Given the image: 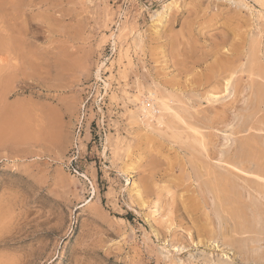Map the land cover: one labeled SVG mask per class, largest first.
I'll return each mask as SVG.
<instances>
[{
  "label": "rangeland",
  "instance_id": "374dc122",
  "mask_svg": "<svg viewBox=\"0 0 264 264\" xmlns=\"http://www.w3.org/2000/svg\"><path fill=\"white\" fill-rule=\"evenodd\" d=\"M262 53L264 0H0V264H264L206 174L250 200ZM148 87L204 147L131 117Z\"/></svg>",
  "mask_w": 264,
  "mask_h": 264
},
{
  "label": "bare ground",
  "instance_id": "6f19581e",
  "mask_svg": "<svg viewBox=\"0 0 264 264\" xmlns=\"http://www.w3.org/2000/svg\"><path fill=\"white\" fill-rule=\"evenodd\" d=\"M246 6V4H245ZM248 6V4H247ZM261 17V16H260ZM255 40V39H254ZM116 41V40H115ZM259 41V40H258ZM118 42V41H117ZM254 43V41H252ZM122 43V42H121ZM257 43V42H255ZM117 44V43H116ZM260 44V43H259ZM258 44V45H259ZM122 46V45H121ZM128 46V44H127ZM254 46V44L252 45ZM257 46V45H256ZM135 47V46H134ZM259 47V46H258ZM257 47V48H258ZM253 47H251L252 49ZM255 48V49H257ZM124 49V48H123ZM129 49V48H128ZM262 49V48H261ZM120 50V49H119ZM250 51V50H249ZM253 53V50H251ZM255 51V50H254ZM258 51V50H256ZM122 52V51H121ZM125 52V51H124ZM123 52V57L124 53ZM129 52V51H128ZM127 52V54H128ZM251 53V54H252ZM126 54V57H128ZM249 54V55H251ZM263 54V53H262ZM264 55V54H263ZM6 56V54H5ZM121 56V55H120ZM122 57V56H121ZM5 57L0 56V60H3ZM6 59H9L6 57ZM13 59V58H12ZM121 59V58H120ZM4 61V60H3ZM6 63H10L9 61L5 60ZM4 61V63H5ZM2 62V61H0ZM14 63V62H13ZM264 64V63H262ZM16 65V64H15ZM6 66V65H5ZM9 66V65H8ZM14 67V66H13ZM12 67V68H13ZM17 67V66H16ZM11 68V67H10ZM234 71V70H233ZM243 71V69H242ZM235 73L236 70L234 71ZM9 73V72H8ZM232 74V73H231ZM234 74V73H233ZM235 77V75H234ZM232 77V80L233 78ZM259 77L262 81L260 83L261 85L257 87V95L259 100L261 101V104H264V68L260 69L259 71ZM230 78V77H229ZM125 79V78H124ZM231 81V79H230ZM260 81V82H261ZM108 82V81H107ZM106 83V87L108 83ZM110 82V80H109ZM232 82V81H231ZM230 82V83H231ZM104 83V84H105ZM229 83V84H230ZM263 84V85H262ZM258 85V84H257ZM256 85V86H257ZM254 87V86H253ZM108 88V87H107ZM106 88V89H107ZM229 88V87H228ZM227 88V89H228ZM144 88H141L140 94L137 96V102H139V107L138 110L136 109L137 112L132 111L131 108V117L135 120H141L143 123L156 127V128H162L167 127L172 130H180L183 127L184 131L186 132L187 138L192 139L193 141V146L197 147H204L205 146V141L204 140V135L201 133V129L198 126V124L194 121L193 114H188V112L182 113L180 111L174 110V105L171 103L170 97L167 94H164L163 92L158 91L157 89H154L152 87H148V96H146V92L143 91ZM146 90V89H145ZM124 91V90H123ZM111 92V91H110ZM127 92V91H126ZM254 92V91H253ZM256 94V93H255ZM115 96V95H114ZM112 97V96H111ZM117 97V96H115ZM135 98V97H134ZM113 99V98H112ZM118 99V98H114ZM177 100V99H176ZM174 102V100H173ZM131 103V102H130ZM183 103V102H182ZM184 105V104H183ZM195 108V106H194ZM259 108V107H258ZM174 110V111H173ZM193 110V109H192ZM262 108H259L257 110V113L262 111ZM194 111V110H193ZM198 113H196L197 115ZM170 115L173 117L171 118ZM206 118V117H205ZM246 119V118H245ZM198 120V117H197ZM202 120V119H201ZM250 120V119H249ZM199 121V120H198ZM258 123L263 125L264 124V115L261 117ZM183 124V125H181ZM207 125V123H204ZM251 128V127H250ZM249 129V128H248ZM256 129H261V127H256ZM252 130V129H251ZM206 131V130H205ZM204 131V132H205ZM256 131V130H255ZM254 131V132H255ZM262 131V130H260ZM170 133V131H168ZM182 132V131H181ZM206 134V133H205ZM207 136V135H206ZM263 136V135H262ZM261 136V137H262ZM208 137V136H207ZM205 137V138H207ZM184 138V137H183ZM264 138V136L262 137ZM261 138V139H262ZM117 139V138H116ZM119 139V138H118ZM120 140V139H119ZM263 140V139H262ZM241 141V140H240ZM264 141V140H263ZM207 143V141H206ZM186 145V143H185ZM187 147V146H186ZM207 147V146H206ZM240 148L238 149V153L233 159L230 161L232 164V167H235L237 164L245 165L246 163H255V172L256 175L258 176L257 183H255L254 187L252 188L251 191H248L250 194L251 198L250 200L248 198V194H246L245 190H243V185H241V181H237L238 179H235L233 177V168L227 169V171H216L215 169H207L206 174L207 178L209 179V186L212 189V193L215 191L217 193V196L219 198V202L224 206H226L230 209L231 214H233L237 218L238 222V229L241 232H247V231H257L258 230H264V144L257 138V137H250L247 139H243L241 142V145L239 146ZM208 148V147H207ZM205 149V148H203ZM203 151V150H202ZM207 154V152H206ZM206 156V155H205ZM191 157V156H190ZM193 157V156H192ZM191 157V158H192ZM196 157V156H195ZM198 157V156H197ZM201 157V156H200ZM208 157V156H207ZM231 157V156H229ZM210 158V157H209ZM212 158H210L211 160ZM195 161V160H192ZM214 161V160H211ZM219 161L220 158H219ZM216 162V160H215ZM219 163V162H218ZM224 163V162H223ZM222 164V162H220ZM226 164V163H225ZM194 165V164H193ZM203 165V164H201ZM201 165L199 166L201 168ZM234 165V166H233ZM196 166V165H195ZM227 166V165H226ZM198 167V168H199ZM244 168V167H243ZM236 169V168H234ZM198 170V169H197ZM237 170V169H236ZM200 171H202L200 169ZM240 172V170H238ZM199 173V172H198ZM242 173V171H241ZM245 173V172H244ZM205 174V175H206ZM243 174V173H242ZM241 174V175H242ZM248 176V173H246ZM251 174V173H249ZM201 175V174H200ZM204 175V174H203ZM252 175V174H251ZM237 176V175H235ZM245 176V175H244ZM253 177V175L251 176ZM199 178V177H198ZM245 178V177H244ZM254 178V177H253ZM207 179V181H208ZM255 179V180H256ZM240 180V179H239ZM254 181L253 179H251ZM250 181V180H249ZM240 182V183H239ZM246 183V182H245ZM253 183V182H252ZM251 183V184H252ZM205 185V183H204ZM247 186V185H246ZM247 188V187H245ZM251 189V188H248ZM209 190V189H208ZM245 191V192H244ZM214 194V193H213ZM216 199V198H215ZM217 205H219L217 203ZM221 206V205H219ZM220 208V207H219ZM221 211V210H220ZM226 212V211H225ZM224 213V212H223ZM222 213V215H223ZM221 215V213H220ZM218 216V215H217ZM232 216V217H234ZM220 216H218L219 218ZM224 217V216H223ZM225 218V217H224ZM224 223V222H223ZM235 226V224H234ZM234 233V232H233ZM237 234V233H235ZM262 234V232H261ZM264 234V233H263ZM262 234V235H263ZM241 234H238V236ZM253 235V234H252ZM262 235H260L262 237ZM255 236V235H254ZM260 236L258 239H260ZM251 240L253 239V236H251ZM257 237V234L256 236ZM254 237V238H255ZM242 238V236H241ZM240 238V239H241ZM250 237H247L249 239ZM239 239V238H238ZM258 239L256 242L252 244H258L259 241ZM263 239V238H262ZM242 240V239H241ZM250 240V239H249ZM250 240V241H251ZM236 242V240H234ZM239 242V240H237ZM258 241V242H257ZM262 241V240H261ZM260 241V242H261ZM247 242V241H245ZM231 243V242H229ZM233 243V242H232ZM244 243V242H243ZM251 243V242H250ZM247 243V244H250ZM236 245V244H235ZM260 245V244H259ZM246 246V245H245ZM248 246V245H247ZM246 246V247H247ZM263 250H264V245H260ZM254 247V246H253ZM256 247V246H255ZM241 248V247H240ZM248 248V247H247ZM251 248V247H250ZM249 248V249H250ZM259 248V247H256ZM239 249V248H238ZM255 249V248H254ZM253 249V250H254ZM252 250V249H251ZM257 250V249H256ZM259 250V249H258ZM261 251V250H260ZM259 252V251H258ZM257 257V256H256ZM259 257V256H258ZM262 257V256H261ZM263 260V259H262ZM259 261V260H258ZM261 262V261H260Z\"/></svg>",
  "mask_w": 264,
  "mask_h": 264
}]
</instances>
